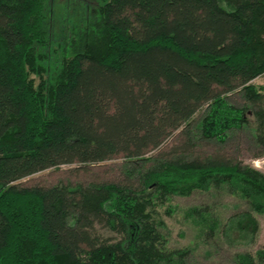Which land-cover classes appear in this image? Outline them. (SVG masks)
Instances as JSON below:
<instances>
[{
	"label": "trees",
	"instance_id": "1",
	"mask_svg": "<svg viewBox=\"0 0 264 264\" xmlns=\"http://www.w3.org/2000/svg\"><path fill=\"white\" fill-rule=\"evenodd\" d=\"M98 2L66 32L52 73L50 0H0V264H190V249L168 248L156 207L195 192L225 191L252 210L222 223L190 209L202 235L252 243L264 174L227 144L245 132L264 156V94L252 84L264 75V0ZM197 142L220 148L196 154ZM115 159L118 182L17 184ZM235 261L264 264V250Z\"/></svg>",
	"mask_w": 264,
	"mask_h": 264
},
{
	"label": "rangeland",
	"instance_id": "2",
	"mask_svg": "<svg viewBox=\"0 0 264 264\" xmlns=\"http://www.w3.org/2000/svg\"><path fill=\"white\" fill-rule=\"evenodd\" d=\"M98 4V0H50L47 28L51 34L52 60L50 66L52 73L55 72L57 65L62 60L61 54H59L60 45L64 41L66 43V32L77 28L87 19L93 18ZM252 84L262 87L264 94V75L255 79ZM229 100L236 106H242L245 103L240 93L231 95ZM201 117L202 112L198 113L195 118L198 121ZM177 141V134H175L163 145L162 150L169 152L172 147L177 145ZM196 144L195 152L200 155L211 154L220 148L210 142H197ZM252 145L249 134L242 132L234 134L227 144V151H230L234 156L237 155L245 165L264 174V156L256 158L257 151ZM122 168L120 159L89 166L85 169L79 168L78 165L61 166L22 179L17 184L23 188H51L57 185L118 182L122 179ZM195 207L206 210L222 223L235 214L252 211L242 199L225 191L195 192L188 197H173L164 204H158L156 213L158 220L163 221L164 226L161 228V232L165 236L168 248L171 250L190 249V264H237L236 254L249 253L255 256L256 252L264 250V214L252 212L258 222V232L255 240L249 243L246 238L237 240L232 236L218 235L216 238H211L202 235L200 229L188 216V211ZM97 232L103 239H109L112 242L120 239L116 233L100 225L97 226Z\"/></svg>",
	"mask_w": 264,
	"mask_h": 264
}]
</instances>
